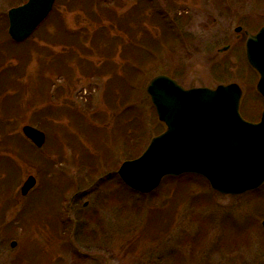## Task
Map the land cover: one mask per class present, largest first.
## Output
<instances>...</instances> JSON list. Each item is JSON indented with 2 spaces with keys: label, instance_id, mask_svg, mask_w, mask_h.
<instances>
[{
  "label": "rangeland",
  "instance_id": "rangeland-1",
  "mask_svg": "<svg viewBox=\"0 0 264 264\" xmlns=\"http://www.w3.org/2000/svg\"><path fill=\"white\" fill-rule=\"evenodd\" d=\"M49 17L20 44L0 19V264H264V185L223 196L183 175L140 194L118 176L166 129L146 92L157 75L239 82L252 118L264 109L245 48L264 0H62Z\"/></svg>",
  "mask_w": 264,
  "mask_h": 264
},
{
  "label": "water",
  "instance_id": "water-1",
  "mask_svg": "<svg viewBox=\"0 0 264 264\" xmlns=\"http://www.w3.org/2000/svg\"><path fill=\"white\" fill-rule=\"evenodd\" d=\"M55 0H30L9 12V34L25 41L46 19ZM236 31H241L238 28ZM248 62L260 74L258 91L264 96V27L246 41ZM146 92L159 120L166 126L152 139L139 158L126 161L118 174L130 189L150 194L168 176L198 174L224 195H240L264 184V113L258 124L244 121L239 114L242 91L237 85L215 90H186L168 76L151 79ZM23 133L39 148L45 134L25 126ZM22 187L26 196L36 185L30 176ZM264 230V222L262 223ZM16 243H12L15 247Z\"/></svg>",
  "mask_w": 264,
  "mask_h": 264
},
{
  "label": "flooded vegetation",
  "instance_id": "flooded-vegetation-1",
  "mask_svg": "<svg viewBox=\"0 0 264 264\" xmlns=\"http://www.w3.org/2000/svg\"><path fill=\"white\" fill-rule=\"evenodd\" d=\"M1 2H6L7 4L9 3V5L11 4V5H13L14 6V3H16V5L14 6V7H12V8H15V7H19V6H23L24 4H26L29 0H0ZM61 1L62 0H55V3H54V7L58 4V3H61ZM10 2H12V3H10ZM9 5H7V6H9ZM11 8V9H12ZM9 10L10 9H8L7 10V12H6V15H2V14H0V19L1 20H3V21H7V23H8V26H9V17H8V14H9ZM238 28V27H237ZM0 29H1V27H0ZM0 31H2V29L0 30ZM236 32V40L237 41H240L241 39H242V37H241V33L243 32V29L241 30V31H235ZM258 32V31H257ZM256 32V33H257ZM7 34L9 35V33H8V29H7ZM255 34V33H254ZM246 39H247V37H245V44H246ZM224 48H227L226 50H224L223 52H226V51H228L229 49H230V46H226V47H224ZM222 51H220L219 50V53H223ZM251 68V67H250ZM251 70L253 71V72H255L256 73V71L254 70V69H252L251 68ZM257 74V73H256ZM258 75V74H257ZM258 78H259V76H258ZM258 81V80H257ZM231 83H238L239 85H240V87L242 88V91H243V95H242V100H241V108H240V111H241V114H242V116H243V118L244 119H246L247 121H250V122H254V123H256V122H259L260 121V119H261V115H262V110L261 111H259V113L257 114V116H256V118H252V115L253 114H255V109H253V106H251L248 102V98H247V102H243L244 101V97H245V99H246V91H245V88H244V86H242V84L241 83H239V82H231ZM227 84H230V83H227ZM256 85H257V83H256ZM256 85H255V88H256ZM256 94H257V97H259L260 99H262V100H264V98H262L259 94H258V92H257V90H256ZM253 95V94H252ZM247 96H248V91H247ZM249 104V105H248ZM243 105V106H242ZM251 106V107H250ZM264 110V109H263ZM74 199L75 198H72L71 199V203L74 201ZM88 207V203H85L84 204V208H87ZM63 224V223H62ZM93 225V224H92ZM62 227L64 228V230H67L66 229V226H65V224H63L62 225ZM77 227H78V222H74V225H73V232H72V236H74L75 235V232H76V230H77ZM63 228H62V230H63ZM77 252H79L78 250H77ZM81 255H83L84 253H81V252H79ZM84 256H85V254H84ZM87 256V255H86ZM109 255H104V256H102L101 258H102V260H103V264H109Z\"/></svg>",
  "mask_w": 264,
  "mask_h": 264
},
{
  "label": "trees",
  "instance_id": "trees-1",
  "mask_svg": "<svg viewBox=\"0 0 264 264\" xmlns=\"http://www.w3.org/2000/svg\"><path fill=\"white\" fill-rule=\"evenodd\" d=\"M72 8H73V7H72ZM159 11H160V10H159ZM158 16H160V15H158ZM188 183H189V182H182V183H180L179 187L182 188V191H183L184 188H187V187H188ZM179 187H177V188H179Z\"/></svg>",
  "mask_w": 264,
  "mask_h": 264
}]
</instances>
